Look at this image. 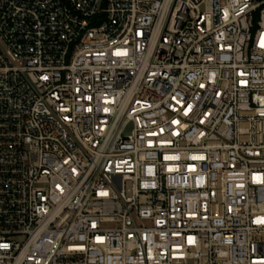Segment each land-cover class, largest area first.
I'll return each mask as SVG.
<instances>
[{"label":"built area","instance_id":"built-area-1","mask_svg":"<svg viewBox=\"0 0 264 264\" xmlns=\"http://www.w3.org/2000/svg\"><path fill=\"white\" fill-rule=\"evenodd\" d=\"M0 264H264V0H0Z\"/></svg>","mask_w":264,"mask_h":264}]
</instances>
